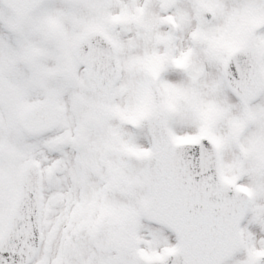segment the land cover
Wrapping results in <instances>:
<instances>
[{
	"label": "snow or ice",
	"instance_id": "6c2138e0",
	"mask_svg": "<svg viewBox=\"0 0 264 264\" xmlns=\"http://www.w3.org/2000/svg\"><path fill=\"white\" fill-rule=\"evenodd\" d=\"M0 264H264V0H0Z\"/></svg>",
	"mask_w": 264,
	"mask_h": 264
}]
</instances>
